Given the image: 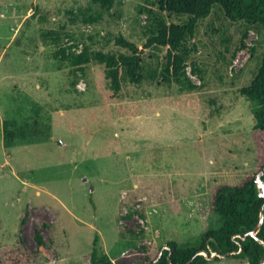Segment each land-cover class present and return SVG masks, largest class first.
Instances as JSON below:
<instances>
[{"label":"rangeland","instance_id":"rangeland-1","mask_svg":"<svg viewBox=\"0 0 264 264\" xmlns=\"http://www.w3.org/2000/svg\"><path fill=\"white\" fill-rule=\"evenodd\" d=\"M154 15L187 20L159 0H115L109 11L87 0H0V264H90L95 236L107 257L99 264H146L153 250L193 246L218 228L214 189L257 172L239 91L258 71L262 31L214 7L189 42L186 76L198 88L181 90L159 77L166 48H143ZM119 37L157 77L124 80L114 95L104 65L79 70L71 58L129 54ZM9 119L36 125L31 144L3 147Z\"/></svg>","mask_w":264,"mask_h":264},{"label":"trees","instance_id":"trees-1","mask_svg":"<svg viewBox=\"0 0 264 264\" xmlns=\"http://www.w3.org/2000/svg\"><path fill=\"white\" fill-rule=\"evenodd\" d=\"M101 11H109L115 0H87ZM214 7L219 8L225 18L233 23L240 22L248 30L262 31L264 36V0H159V9L168 15L185 16L187 20L181 24L167 23L162 17L152 16L149 30L150 36L144 49L166 48L165 59L159 71L164 83H175L181 90L193 91L198 87L186 76L187 62L191 55L189 42L194 38L199 21L206 19ZM97 18L88 16L86 23H94ZM116 45L127 49L129 54H104L82 52L71 58V64L82 70L90 61L104 65L105 76L110 81L114 95L120 91L124 80L139 85L144 81H154L157 71L147 69L137 46L124 38L115 39ZM240 95L250 104L254 125L251 130L252 142L255 147L257 172L264 166V52L258 71L248 86L242 87ZM36 125L27 122L19 124L13 119L2 124V144L5 149L13 148L16 143L31 144L37 135ZM255 175L246 176L235 186H217L210 199V210L218 216L219 227L208 229L201 234L193 246H179L170 242L167 249L152 251L146 264H208L211 252L215 253L212 261H219L218 256L228 255L232 259L246 260L247 264H261L264 258V221L256 233V238L249 235L260 217V208L264 199L258 196L254 184ZM264 181V175L262 176ZM36 250L47 255L41 236L34 233ZM95 236L90 254V264H99L107 259L100 256ZM206 252V256L200 255ZM157 259V261H155ZM155 261V262H154Z\"/></svg>","mask_w":264,"mask_h":264},{"label":"water","instance_id":"water-1","mask_svg":"<svg viewBox=\"0 0 264 264\" xmlns=\"http://www.w3.org/2000/svg\"><path fill=\"white\" fill-rule=\"evenodd\" d=\"M263 175H264V166H263V168H262V169H261L256 175H255V177H254V184H255V186H256V188H257L258 196H259L260 198H263V199H264V181L262 180V176H263ZM263 221H264V204H263V205L261 206V208H260V217H259V221H258V223L256 224V226H255V228L253 229V231L249 233L250 236L256 238V233L259 231V229H260V227H261ZM256 240H257L260 244L264 245V243H263L260 239L256 238ZM162 251H163V250L160 251L159 256L157 257V259L161 256ZM202 252H203V251H202ZM203 253H205L204 256H206V252H203ZM214 256H215V254H214L213 256H211L210 259H213ZM226 256H228V255H225V256H218V257H219V258H224V257H226ZM157 259H156L155 261H157ZM155 261H154V262H155ZM260 263H261V264H264V258L261 259Z\"/></svg>","mask_w":264,"mask_h":264},{"label":"built area","instance_id":"built-area-1","mask_svg":"<svg viewBox=\"0 0 264 264\" xmlns=\"http://www.w3.org/2000/svg\"><path fill=\"white\" fill-rule=\"evenodd\" d=\"M214 254H215V253H212V252H211V254H210V255H212V256H213Z\"/></svg>","mask_w":264,"mask_h":264},{"label":"crops","instance_id":"crops-1","mask_svg":"<svg viewBox=\"0 0 264 264\" xmlns=\"http://www.w3.org/2000/svg\"><path fill=\"white\" fill-rule=\"evenodd\" d=\"M226 257H229V256H226ZM230 258V257H229ZM220 259V258H219ZM232 259V258H231ZM210 260H212V259H210ZM220 261V260H219Z\"/></svg>","mask_w":264,"mask_h":264}]
</instances>
